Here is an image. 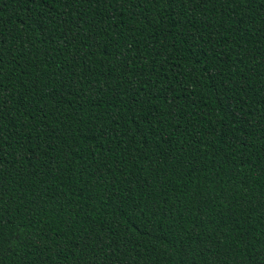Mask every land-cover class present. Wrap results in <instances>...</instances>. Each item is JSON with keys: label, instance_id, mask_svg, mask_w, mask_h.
Returning <instances> with one entry per match:
<instances>
[{"label": "trees", "instance_id": "trees-1", "mask_svg": "<svg viewBox=\"0 0 264 264\" xmlns=\"http://www.w3.org/2000/svg\"><path fill=\"white\" fill-rule=\"evenodd\" d=\"M0 264H264V0H0Z\"/></svg>", "mask_w": 264, "mask_h": 264}]
</instances>
